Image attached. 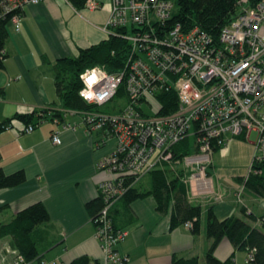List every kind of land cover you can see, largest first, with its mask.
<instances>
[{
  "label": "crops",
  "instance_id": "crops-1",
  "mask_svg": "<svg viewBox=\"0 0 264 264\" xmlns=\"http://www.w3.org/2000/svg\"><path fill=\"white\" fill-rule=\"evenodd\" d=\"M101 1L102 8L90 12L78 11L65 0H47L25 9L20 32L8 29L7 58L0 70V122L17 114L60 108L54 66L62 58L76 57L79 49L108 38L104 27L111 3ZM66 121L75 129L61 131V144L53 142L54 131L61 128L51 119L32 133H25L26 124L19 120L0 133V168L8 175L19 171L26 175L21 185L0 189V227L21 211L42 203L50 220L38 225L32 235L45 258L59 264H71L81 257L99 261L103 252L89 204L100 197L101 182L111 178L98 164L115 150L117 141L107 130H88L77 113L71 112ZM252 154V145L236 138L214 154L209 171L225 197L220 203L202 205L197 235L184 225L172 228V208L161 212L153 196L130 203L119 200L112 219L116 227L128 231L126 240L117 247L127 258L125 264H171L175 256L199 258L204 264L212 244L207 238L210 209L219 220L236 216L253 224L242 215L243 209L264 217V198L244 188L241 201H237L236 192L244 187ZM144 178L134 187L149 190L151 179L145 182ZM215 255L221 261L233 258L234 264H250L248 252L226 238ZM17 256L18 251L11 248V236L0 237V264H15Z\"/></svg>",
  "mask_w": 264,
  "mask_h": 264
},
{
  "label": "built area",
  "instance_id": "built-area-1",
  "mask_svg": "<svg viewBox=\"0 0 264 264\" xmlns=\"http://www.w3.org/2000/svg\"><path fill=\"white\" fill-rule=\"evenodd\" d=\"M47 0H0V20L9 17L16 32L22 28L23 12ZM111 12L104 30L109 37L118 27L144 28L127 39L134 51L143 49L131 60L129 73L109 74L101 68L81 75L80 96L89 104L103 106L118 93L126 77L131 104L119 115L87 113L83 122L101 129L106 122L117 141L115 150L103 158L98 168L111 178L101 182L102 208L95 219V236L103 258L92 264H125L118 245L128 231L117 229L112 219L115 204L127 191L128 179L138 182L152 171L175 162L182 167V182L187 198L195 205H214L224 200L210 173L215 149H222L231 139L252 145L250 174L261 175L264 165V0H239L236 15L215 39L199 27L187 32L180 25L165 33L147 31L153 22L164 26L175 12V0H110ZM101 0H86L81 10L96 11ZM175 89L178 109L170 114L153 111L147 99L157 92ZM140 107L142 110H140ZM152 111V112H151ZM65 117L68 112L65 111ZM60 130L52 139L61 144L62 130L75 125L55 119ZM86 124V125H87ZM9 129V128H8ZM33 124L24 132L32 133ZM186 138L195 142V150L174 160L173 147ZM133 182L130 187L133 186ZM244 187L237 193L240 202ZM251 212L248 211V214ZM261 224V219L256 225ZM190 229L192 223L184 225ZM254 250L248 257L252 258ZM15 264H59L57 260L27 261L16 257Z\"/></svg>",
  "mask_w": 264,
  "mask_h": 264
},
{
  "label": "trees",
  "instance_id": "trees-1",
  "mask_svg": "<svg viewBox=\"0 0 264 264\" xmlns=\"http://www.w3.org/2000/svg\"><path fill=\"white\" fill-rule=\"evenodd\" d=\"M78 10H81L86 0H69ZM239 0H175V12L166 25L161 22H153L156 26L154 32L152 26L147 28L152 35L163 34L171 30L175 25H180L183 31L187 32L195 27H199L215 39L219 38L222 29L229 25L236 15V5ZM10 25L9 17L0 20V70L5 68V59L7 52L5 44L9 37L8 27ZM144 28L118 27L113 29L109 37L97 45L88 48L79 49L76 57H67L58 60L54 66L55 87L59 99L60 108L46 110L29 114H17L0 122V133L11 128L14 121L19 120L26 125L33 124L36 128L44 121L51 119H61L67 122L66 117L71 113H77L85 118L87 113L103 114L114 116L122 114L131 104L130 97L126 88V77L122 80L117 95L103 106L87 103L81 96L80 90L83 87L81 75L88 69L101 68L109 74H128L131 66V60L138 58L143 49L134 51L133 44L127 39L130 34H136ZM149 107L153 111H159V114H170L179 107V99L175 89L157 92L154 96L147 99ZM140 110L142 108L140 107ZM68 114L65 117V112ZM155 111V112H156ZM152 112V111H151ZM87 124V123H86ZM87 128L90 131L107 130L110 136L111 125L106 122L101 129H94L89 124ZM113 136V135H112ZM195 150V142L186 138L173 147L174 160L181 159L183 156ZM219 148H216L217 152ZM171 163L165 164L162 168L152 171L149 175L151 179V188L141 190L128 179L126 182L127 191L122 197L127 202H133L148 196H153L161 212H168L172 208V228L186 223H192L189 229L192 234L197 235L201 230L202 205H195L189 202L187 198V189L182 182V174H168L165 168ZM172 165L179 164L172 162ZM179 167V166H178ZM263 170L261 175L250 174L243 179V185L246 191L253 193L258 197L264 198V165L260 166ZM183 171V170H182ZM145 176V177H147ZM26 181V175L23 171L13 174H6L0 168V189H8L21 185ZM133 182V186L130 187ZM103 205L102 198L89 204L93 210L94 222ZM244 216L253 220V224L245 218L232 216L225 220H219L213 210L208 211L207 217V238L212 240V244L207 251L204 264H234L233 258L221 261L215 255L217 247L223 239H228L237 249L247 251L250 254L254 250L252 258L248 257L250 264H264V217H255L248 210L243 209ZM261 219L260 226L255 223ZM50 220V215L42 203H37L21 211L9 224L0 227V237L11 236V248L16 249L19 255L24 256L27 261H38L46 259L45 254L41 253L32 233L34 229ZM115 225V224H114ZM116 227V225H115ZM117 229H121L116 227ZM88 257H81L74 260L71 264H92ZM99 261H96V263ZM171 264H201L199 258H179L174 257Z\"/></svg>",
  "mask_w": 264,
  "mask_h": 264
},
{
  "label": "rangeland",
  "instance_id": "rangeland-1",
  "mask_svg": "<svg viewBox=\"0 0 264 264\" xmlns=\"http://www.w3.org/2000/svg\"><path fill=\"white\" fill-rule=\"evenodd\" d=\"M67 3H69V4H71V2L69 1V0H65ZM72 5V4H71ZM73 6V5H72ZM74 7V6H73ZM75 8V7H74ZM102 7H100V9H101ZM76 9V8H75ZM100 9H98V10H100ZM78 10V9H77ZM98 10H96V11H98ZM78 11H80V10H78ZM87 11H89V10H87ZM96 11H90V12H96ZM8 29L10 30V31H12L13 29H14V27L12 26V25H9V27H8ZM179 166V165H178ZM175 166V165H172V164H170L169 166H166L165 168H163V169H166L168 172V174H182L183 173V171H182V167L181 166ZM144 180H145V182H147L148 180H149V176H147V177H145L144 178Z\"/></svg>",
  "mask_w": 264,
  "mask_h": 264
}]
</instances>
